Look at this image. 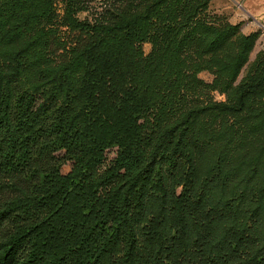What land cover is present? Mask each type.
Listing matches in <instances>:
<instances>
[{
	"label": "trees",
	"instance_id": "1",
	"mask_svg": "<svg viewBox=\"0 0 264 264\" xmlns=\"http://www.w3.org/2000/svg\"><path fill=\"white\" fill-rule=\"evenodd\" d=\"M81 1L0 0V264H264L258 33Z\"/></svg>",
	"mask_w": 264,
	"mask_h": 264
},
{
	"label": "rangeland",
	"instance_id": "2",
	"mask_svg": "<svg viewBox=\"0 0 264 264\" xmlns=\"http://www.w3.org/2000/svg\"><path fill=\"white\" fill-rule=\"evenodd\" d=\"M84 9L78 13L80 19L93 18L99 16L107 8L120 5L123 0H82ZM59 11H63L62 4L59 6ZM207 16L210 18L228 21L232 24H240V30L244 34L258 33L256 45L251 53L250 61H254L257 55L264 53V0H210L206 10ZM144 50L148 53L151 50V44L146 42ZM245 70L242 72L239 80L244 76ZM205 82H212L214 75L208 71H203L199 74ZM211 97L216 101H224L225 94L217 91H212ZM115 151L108 154L109 158L114 157ZM70 170V161H66L63 165V172L67 173Z\"/></svg>",
	"mask_w": 264,
	"mask_h": 264
}]
</instances>
